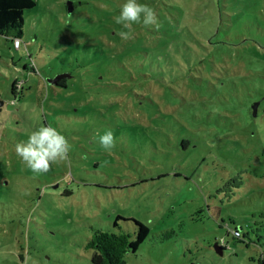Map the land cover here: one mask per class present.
Listing matches in <instances>:
<instances>
[{"label":"rangeland","instance_id":"374dc122","mask_svg":"<svg viewBox=\"0 0 264 264\" xmlns=\"http://www.w3.org/2000/svg\"><path fill=\"white\" fill-rule=\"evenodd\" d=\"M67 1L0 35V264H93L135 220L125 264H258L232 231L264 208V0Z\"/></svg>","mask_w":264,"mask_h":264},{"label":"trees","instance_id":"16d2710c","mask_svg":"<svg viewBox=\"0 0 264 264\" xmlns=\"http://www.w3.org/2000/svg\"><path fill=\"white\" fill-rule=\"evenodd\" d=\"M73 2V1H72ZM36 5V0H0V35L7 36L14 40L20 38L23 32L24 25V13L27 9ZM184 59L188 63H192L191 56H185ZM25 68L27 65L24 66ZM31 67H33L31 65ZM68 73V78H60L55 84L61 87H68V80L72 78L73 72L70 70H64L57 74ZM55 76V75H54ZM53 76V77H54ZM49 78V77H48ZM47 78V79H48ZM52 78V77H50ZM47 81V80H46ZM17 81L12 83V92H17ZM250 114H248L249 116ZM247 116V117H248ZM183 147L186 148L189 144V140L182 141ZM243 185L242 177L239 175L230 177L227 179L218 189V194L222 193V196L228 200L235 197L237 190ZM255 214V213H254ZM259 220H253V223L249 225L245 234H242L237 228L232 231L233 235L237 238L243 236L247 237L251 242H254L262 249H264V208L258 213ZM233 221V220H231ZM137 225L136 235L133 238L129 232H109L103 229H96L92 235V238L88 242V246L93 248L92 263L93 264H125L126 256L131 253H135L139 246L147 239L150 233V228L147 224L140 220H135ZM240 232L237 235L235 232ZM173 232V231H171ZM250 232L254 233L255 239L250 236ZM244 240V239H243ZM221 249L227 247L226 244L221 241H216ZM214 243V249H215ZM215 251L220 254L216 249ZM264 251V250H263ZM258 258V264H264V252ZM222 255V254H221ZM195 264V263H192Z\"/></svg>","mask_w":264,"mask_h":264},{"label":"water","instance_id":"95a60500","mask_svg":"<svg viewBox=\"0 0 264 264\" xmlns=\"http://www.w3.org/2000/svg\"><path fill=\"white\" fill-rule=\"evenodd\" d=\"M67 10L69 13H71L73 11V5H72V0L67 1ZM70 76V74L68 73H62V74H56L54 77L52 78H48L47 82L50 84H55L60 78H68ZM3 102L0 101V104H2ZM260 101H256L253 106L252 109L254 110V113H257V109L259 107ZM49 143L53 146L58 147L59 146V142L57 140L52 141V140H48ZM215 249L220 253L223 254V249H221V247L218 245V243H215Z\"/></svg>","mask_w":264,"mask_h":264},{"label":"built area","instance_id":"2783aa9c","mask_svg":"<svg viewBox=\"0 0 264 264\" xmlns=\"http://www.w3.org/2000/svg\"><path fill=\"white\" fill-rule=\"evenodd\" d=\"M13 44H14V47H15V48H20V46H21V40H20V38H15V39L13 40ZM235 233H236L237 235L240 234V232H239L238 230H236Z\"/></svg>","mask_w":264,"mask_h":264},{"label":"flooded vegetation","instance_id":"af4514ba","mask_svg":"<svg viewBox=\"0 0 264 264\" xmlns=\"http://www.w3.org/2000/svg\"><path fill=\"white\" fill-rule=\"evenodd\" d=\"M52 141H55V140H52Z\"/></svg>","mask_w":264,"mask_h":264}]
</instances>
